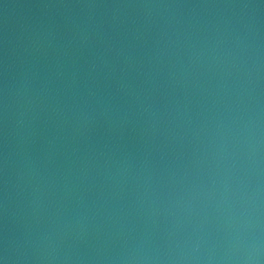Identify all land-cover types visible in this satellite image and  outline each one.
<instances>
[{
	"label": "clouds",
	"instance_id": "9594fccd",
	"mask_svg": "<svg viewBox=\"0 0 264 264\" xmlns=\"http://www.w3.org/2000/svg\"><path fill=\"white\" fill-rule=\"evenodd\" d=\"M239 7H264V0ZM74 39L87 41L89 37L77 33ZM177 44L180 49L187 48L186 60L179 58V49L168 52V48ZM162 53L170 57V87L183 88L190 79L193 87H199L201 78L211 73L208 82L217 81V91L213 95L220 99L212 100L214 111L210 110V115L197 120L189 117L191 127L184 129L177 125L182 138H188L191 133L189 143L193 151L190 156L181 154L188 156L183 166L173 162L165 170L157 172L141 165L134 171L127 156L118 157L116 153L109 155L103 151L99 155L107 156V159L102 165L94 157L91 162L84 160L82 171L85 174L101 166L107 170V178L117 179L118 183V178L131 175L139 190L136 203L156 225L151 238L141 233L131 244L126 240L117 258L123 264H264V116L258 104H251L250 93L258 88L260 79L258 60H254L251 45L246 43V35L241 31H227L203 39L186 36L184 43L179 36L175 40L169 38L157 55ZM172 56L177 59L171 60ZM92 67L95 69L99 65L93 63ZM252 67L257 70L255 79ZM133 95L135 111L145 125L143 131L152 133L153 139L159 126L172 124L183 115L178 107L168 106L170 101L158 103L152 98L151 91L141 89ZM21 101L23 111L19 112V118H10L12 105ZM34 107L35 101L28 95L26 86L17 91L15 86L10 88L5 79L0 99L5 148L2 169L5 212L9 184V136L21 129L25 130V135L31 134ZM111 111L102 97L97 98L95 106L86 100L79 112L74 113L76 130H82V134L87 132L98 115L107 116ZM117 114L126 121L130 111L121 109ZM166 117L170 119L166 120ZM146 171L147 177L144 175ZM20 176L28 178L30 183L37 176L36 162L29 154L25 155V169ZM35 191L40 193L37 198L42 211L53 205L54 202L44 199L45 193L39 187ZM80 201L82 204V197ZM161 215L166 221L162 229L155 219ZM84 219V212H72L65 204L55 207L49 215L47 227L36 232L29 230L25 236L23 243L32 246V256L27 254V248L20 253L22 244L10 241L5 233L0 246V264H17L21 259L57 264L61 260L72 259L71 253L83 239L80 233Z\"/></svg>",
	"mask_w": 264,
	"mask_h": 264
},
{
	"label": "water",
	"instance_id": "95a60500",
	"mask_svg": "<svg viewBox=\"0 0 264 264\" xmlns=\"http://www.w3.org/2000/svg\"><path fill=\"white\" fill-rule=\"evenodd\" d=\"M259 4L260 0H191L180 17L174 23L161 45L142 72L130 95L121 109H129V118L124 121L117 115L103 143L101 144L95 159L102 165L107 156H100L101 151L111 155L116 153L118 157L127 156L134 166V171L143 165L147 170L157 172L165 170L175 162L183 166L188 156L193 151L188 138H182L180 128L191 127L188 123L192 120L203 119L210 115L212 100H219L214 96L217 91L216 80L209 83L208 77L201 78V86L193 87L190 79L183 88L170 87L169 55L162 53L157 55L160 49L165 47L169 38L175 40L180 37L184 43L186 36L216 37L218 32L241 31L246 35V43L251 45L254 60L259 65V86L250 93L251 104H258L262 116H264V7L242 8V4ZM235 5V6H234ZM180 50V59L186 60L187 48L180 49L177 44L168 48V52ZM176 56L171 60L175 61ZM251 67V65H249ZM252 76L255 79L257 70L252 67ZM163 86V87H161ZM141 89L151 91L152 98L158 103L178 107L183 115L177 117L172 124L164 123L155 133L144 132L143 119L136 113L134 93ZM147 94V93H145ZM246 101L248 97H245ZM203 115H198V114ZM170 119L166 117V120ZM177 157H181L177 160ZM147 171L144 173L147 177ZM119 179L107 178V170L101 166L94 167L85 174L70 201L66 205L72 212L85 213L83 230L80 235L83 239L75 251L71 253L72 259L61 260L57 264H123L118 259L119 250L123 248L125 241L130 244L136 241L141 233L151 238L156 225L141 211V206L136 203L137 182L131 175L122 176ZM103 193V194H102ZM83 198L81 204L80 198ZM162 229L165 226V218L155 217ZM28 264H42L36 260H30Z\"/></svg>",
	"mask_w": 264,
	"mask_h": 264
}]
</instances>
